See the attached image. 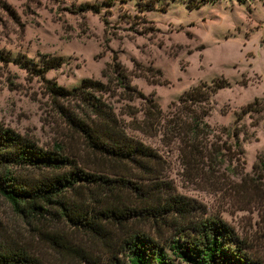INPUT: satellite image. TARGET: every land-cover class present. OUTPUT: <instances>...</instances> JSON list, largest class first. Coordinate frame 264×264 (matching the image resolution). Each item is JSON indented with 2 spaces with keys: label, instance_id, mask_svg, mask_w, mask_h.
<instances>
[{
  "label": "rangeland",
  "instance_id": "rangeland-1",
  "mask_svg": "<svg viewBox=\"0 0 264 264\" xmlns=\"http://www.w3.org/2000/svg\"><path fill=\"white\" fill-rule=\"evenodd\" d=\"M198 1L0 0V54L9 59L0 61V125L43 149L60 147L84 172L117 174L148 186L141 196L118 194V202L139 212L120 225H106L103 238L62 220H24L0 196V245L24 250L35 264H113L111 257L120 264L125 261L118 240L126 234L142 232L160 241L172 233L167 213L160 220L142 209L165 208L176 196L193 207V216L225 221L264 264V171L252 168L264 153V113L256 123L255 116L241 117L238 147L221 130L254 98L264 100V0H203L197 6ZM46 57L59 58L60 65L48 69L44 80L67 90L86 79L102 83L104 92L95 95L155 158L142 168L119 163L121 170L89 152L56 110L58 104L78 115V102L50 98L42 80L14 61L39 66ZM114 68L125 74L133 93L122 91ZM220 78L227 84L209 98L204 121L210 135L201 141L216 146L210 169L199 155L186 160L162 119L191 87ZM150 103L159 110L156 116L145 114ZM84 199L87 208H100L95 198L76 200Z\"/></svg>",
  "mask_w": 264,
  "mask_h": 264
},
{
  "label": "trees",
  "instance_id": "trees-1",
  "mask_svg": "<svg viewBox=\"0 0 264 264\" xmlns=\"http://www.w3.org/2000/svg\"><path fill=\"white\" fill-rule=\"evenodd\" d=\"M201 1L196 5H200ZM0 61L8 62L9 59L0 54ZM14 61L42 80L50 98L78 102L81 110L78 115H69L58 104L56 110L68 127L80 136L89 152L117 163L118 169L124 162L142 168L143 163L155 158L150 148L126 133L112 110L95 95L104 92L102 83L86 79L67 90L43 79L48 69L60 65L59 58L46 57L40 60L39 66L19 58ZM111 72L125 94L133 93L125 74L115 68ZM226 84L220 78L209 85L199 83L191 87L177 99L176 104L169 107L173 109L168 118L162 119L166 125L165 133L180 145L186 160L199 155L210 169L216 165L217 151L210 142L201 144L210 135V127L204 118L209 112V98ZM263 103V99L254 98L240 110L229 128H221L224 136L232 140L233 146L238 147L237 136L242 132L238 121L242 116H255L256 123L264 113ZM149 105L146 116H156L158 108L152 103ZM252 168H256L257 174L264 171V153ZM112 177L115 178L84 172L76 166L73 157L60 147L55 145L51 149H43L32 140L0 125V196L24 220H62L74 229L103 238L106 225H120L139 212L118 202V194L129 192L141 196L147 193L143 185L148 187L146 184L134 185L117 174H112ZM68 191L72 192V196H65ZM81 196L95 198L100 202V208H87L85 199L76 200ZM192 210L188 202L176 196L167 199L165 208L142 209L146 215L160 220H165L162 216L167 213L173 221L172 233L160 241L142 232L126 234L118 240V253L125 261L120 264H260L225 221L214 216L196 217L192 215ZM177 219L181 222L177 223ZM38 234L50 239L47 232ZM166 251H169V256ZM111 259L113 264H119L116 257ZM0 264H35V261L22 249L0 245Z\"/></svg>",
  "mask_w": 264,
  "mask_h": 264
}]
</instances>
